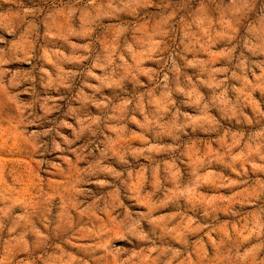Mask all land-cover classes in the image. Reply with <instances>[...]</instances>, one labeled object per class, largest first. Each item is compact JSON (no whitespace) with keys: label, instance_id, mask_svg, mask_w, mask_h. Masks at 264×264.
Wrapping results in <instances>:
<instances>
[{"label":"rangeland","instance_id":"rangeland-1","mask_svg":"<svg viewBox=\"0 0 264 264\" xmlns=\"http://www.w3.org/2000/svg\"><path fill=\"white\" fill-rule=\"evenodd\" d=\"M0 264H264V0H0Z\"/></svg>","mask_w":264,"mask_h":264}]
</instances>
